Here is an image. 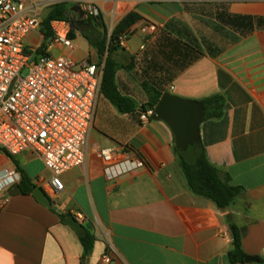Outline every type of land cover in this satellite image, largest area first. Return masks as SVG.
I'll list each match as a JSON object with an SVG mask.
<instances>
[{
    "label": "crops",
    "instance_id": "1",
    "mask_svg": "<svg viewBox=\"0 0 264 264\" xmlns=\"http://www.w3.org/2000/svg\"><path fill=\"white\" fill-rule=\"evenodd\" d=\"M79 1L99 10L108 31L131 12L142 17L125 47L112 52L118 90L135 102V111L121 113L101 95L86 161L62 176L65 190L56 203L64 214L84 213L95 246L83 259L77 233L57 212L33 196L10 195L0 211V264H106V255L109 264H230L231 224L239 228L244 252L264 259V30L240 34L214 17L217 4L232 15L264 17V0ZM150 24L159 30L143 32ZM37 42L29 37V47ZM96 58L90 61L104 63ZM166 78L172 80L165 90L183 99H225L223 117L201 125V141L210 163L243 188L227 210L192 194L171 129L152 117L140 120L149 109L142 110L148 102L142 84ZM113 146L129 147L146 168L108 181L97 149ZM14 159L41 188L37 179L49 175L41 159L31 152ZM5 168L16 167L0 151Z\"/></svg>",
    "mask_w": 264,
    "mask_h": 264
},
{
    "label": "built area",
    "instance_id": "2",
    "mask_svg": "<svg viewBox=\"0 0 264 264\" xmlns=\"http://www.w3.org/2000/svg\"><path fill=\"white\" fill-rule=\"evenodd\" d=\"M155 4L183 3L185 0H148ZM57 0H0V149L11 157L31 152L41 159L48 177H39L38 185L57 203L65 187L62 176L80 166L87 150L98 102L104 63L89 59L77 61L64 50L78 49L71 37L73 25L65 20L51 22L52 36L42 33L47 10ZM87 17L96 18L99 10L88 3L83 6ZM157 25L142 31L154 34ZM131 32L122 34L118 43L125 47ZM38 42L29 47V37ZM43 51L39 53L38 51ZM53 50H60L53 56ZM148 109L140 116L144 124L154 115ZM108 181L135 173L146 164L129 147L98 148ZM21 182L16 168L0 170V211L10 202L9 191ZM57 205V204H56ZM81 224L86 216L73 213ZM109 264V255L104 257Z\"/></svg>",
    "mask_w": 264,
    "mask_h": 264
},
{
    "label": "trees",
    "instance_id": "3",
    "mask_svg": "<svg viewBox=\"0 0 264 264\" xmlns=\"http://www.w3.org/2000/svg\"><path fill=\"white\" fill-rule=\"evenodd\" d=\"M70 8L71 6H69L67 2H59L53 5L44 16L42 33L46 38L52 36L51 22L53 21L65 20L72 23L75 30L81 32V35L87 40L89 46L96 51L100 63L104 60L101 95L121 113L134 112L136 108L135 102L121 95L118 90L117 72L119 70V65L112 58V52L120 47L118 43L119 37L129 32L142 17L136 12L129 13L115 29L112 30L109 37L107 29L102 22L100 12L96 18L88 17L87 23L93 30L86 29L87 31H85V29L80 26V22L75 21L71 17L72 13H70ZM214 17L217 22L223 26L231 28L240 34H248L257 29L264 30V17L232 15L227 11L224 5L217 4L215 6ZM98 30H101V32ZM71 37L75 39L74 30L71 32ZM39 53H43V51L40 50L38 51V54ZM171 80V78H166L164 81L152 85L148 83L142 84L148 95V102L142 107L143 111L147 108L156 109L160 99L167 92L164 85ZM200 103L206 108L205 121L214 119L219 120L223 117L225 99L221 95H212L201 100ZM0 151L13 160L16 169L20 172L21 182L19 185L22 193L27 196H32L33 192L39 187L28 177L25 171L22 170L14 157H11L2 149H0ZM173 152L182 168L193 195L211 201L220 210H227L234 205L237 197L243 192V188L232 185L230 175L224 173L210 163L202 141L189 148L186 152L178 150L174 143ZM68 215L71 214L63 213L59 214V217L61 221L64 222ZM231 231L233 235V249L227 255L229 263L263 264V258L250 256L244 252L241 244V234L239 228L235 224H231ZM78 238L83 247V259H85L93 251L95 236L88 228H85L84 234L78 236Z\"/></svg>",
    "mask_w": 264,
    "mask_h": 264
},
{
    "label": "water",
    "instance_id": "4",
    "mask_svg": "<svg viewBox=\"0 0 264 264\" xmlns=\"http://www.w3.org/2000/svg\"><path fill=\"white\" fill-rule=\"evenodd\" d=\"M70 13L75 14L86 29L93 30L87 23L88 17L80 4L72 6ZM152 119L164 122L173 133L176 148L186 152L201 141V125L206 119V108L200 102L186 100L166 92L160 99ZM17 194H22L19 184L14 185L9 191L11 196ZM32 196L41 205L58 214H63V211L42 188H37ZM64 224L73 229L78 236L84 234V225L79 223L73 215H68Z\"/></svg>",
    "mask_w": 264,
    "mask_h": 264
},
{
    "label": "rangeland",
    "instance_id": "5",
    "mask_svg": "<svg viewBox=\"0 0 264 264\" xmlns=\"http://www.w3.org/2000/svg\"><path fill=\"white\" fill-rule=\"evenodd\" d=\"M69 6H74V5H78L81 4L79 0H68L67 1ZM81 6H83L81 4ZM75 21H78L77 19L74 18V15L72 14L71 16ZM81 27H83L86 30V27L84 25H82ZM73 30L75 32V44L77 45L78 49L74 52H71L69 50H64L63 53L67 54V55H72L73 57H82V56H86L87 55V58L89 60H92V59H95V61H97V58H96V53L93 49L90 48V46H88V43L87 41L83 38V36L81 35V32L75 30V28L73 27ZM101 32V30H98ZM107 33L109 34V37L112 33V31H108L107 30ZM62 52L60 50H53L52 51V55L53 56H59ZM89 53V54H88Z\"/></svg>",
    "mask_w": 264,
    "mask_h": 264
},
{
    "label": "flooded vegetation",
    "instance_id": "6",
    "mask_svg": "<svg viewBox=\"0 0 264 264\" xmlns=\"http://www.w3.org/2000/svg\"><path fill=\"white\" fill-rule=\"evenodd\" d=\"M73 15H74V18L78 20L77 16L75 14H73ZM78 22H80V21L78 20ZM80 26H82L81 23H80Z\"/></svg>",
    "mask_w": 264,
    "mask_h": 264
}]
</instances>
